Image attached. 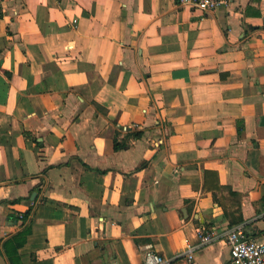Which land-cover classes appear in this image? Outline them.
Here are the masks:
<instances>
[{
    "label": "crops",
    "instance_id": "1",
    "mask_svg": "<svg viewBox=\"0 0 264 264\" xmlns=\"http://www.w3.org/2000/svg\"><path fill=\"white\" fill-rule=\"evenodd\" d=\"M263 118L264 0H0V264H230Z\"/></svg>",
    "mask_w": 264,
    "mask_h": 264
},
{
    "label": "built area",
    "instance_id": "2",
    "mask_svg": "<svg viewBox=\"0 0 264 264\" xmlns=\"http://www.w3.org/2000/svg\"><path fill=\"white\" fill-rule=\"evenodd\" d=\"M179 6H187L198 10L202 14L215 11L220 6L226 5L228 0H175ZM75 23V21H73ZM198 243L196 248L212 243L217 236L212 230L196 231ZM226 246L229 248L230 264H264V243L249 240L246 236L243 224H238L227 230L224 235ZM143 258L145 264H172L170 259L154 250L153 245L143 246ZM194 248L187 247V260L193 259ZM117 264V263H115Z\"/></svg>",
    "mask_w": 264,
    "mask_h": 264
},
{
    "label": "trees",
    "instance_id": "3",
    "mask_svg": "<svg viewBox=\"0 0 264 264\" xmlns=\"http://www.w3.org/2000/svg\"><path fill=\"white\" fill-rule=\"evenodd\" d=\"M27 137H28V135H26ZM140 135L139 134H134L132 137H134V138H138ZM119 145L117 144V142L115 143V145H114V148L117 150V149H119Z\"/></svg>",
    "mask_w": 264,
    "mask_h": 264
},
{
    "label": "water",
    "instance_id": "4",
    "mask_svg": "<svg viewBox=\"0 0 264 264\" xmlns=\"http://www.w3.org/2000/svg\"><path fill=\"white\" fill-rule=\"evenodd\" d=\"M263 122H264V118H263Z\"/></svg>",
    "mask_w": 264,
    "mask_h": 264
}]
</instances>
